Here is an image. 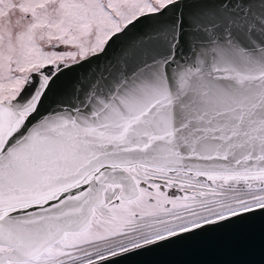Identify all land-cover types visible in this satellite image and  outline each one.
Listing matches in <instances>:
<instances>
[{
  "label": "snow or ice",
  "instance_id": "1",
  "mask_svg": "<svg viewBox=\"0 0 264 264\" xmlns=\"http://www.w3.org/2000/svg\"><path fill=\"white\" fill-rule=\"evenodd\" d=\"M257 212L264 0H0V264H126Z\"/></svg>",
  "mask_w": 264,
  "mask_h": 264
},
{
  "label": "water",
  "instance_id": "2",
  "mask_svg": "<svg viewBox=\"0 0 264 264\" xmlns=\"http://www.w3.org/2000/svg\"><path fill=\"white\" fill-rule=\"evenodd\" d=\"M126 264H264V213L130 254Z\"/></svg>",
  "mask_w": 264,
  "mask_h": 264
}]
</instances>
